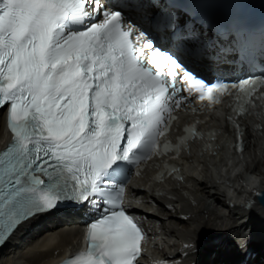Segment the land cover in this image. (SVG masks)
<instances>
[{
	"label": "snow or ice",
	"instance_id": "obj_1",
	"mask_svg": "<svg viewBox=\"0 0 264 264\" xmlns=\"http://www.w3.org/2000/svg\"><path fill=\"white\" fill-rule=\"evenodd\" d=\"M151 6L155 29L196 40L194 12L181 23L175 10ZM125 16L104 0H0V109L12 133L0 150V244L22 222L72 204L94 219L87 250L66 264H140L147 237L124 206L127 166L199 135L189 127L179 145H161L174 113L197 100L212 105L237 88L229 123L250 114L264 77L206 81L189 67L202 46L168 54ZM235 127L243 150L245 130Z\"/></svg>",
	"mask_w": 264,
	"mask_h": 264
},
{
	"label": "bare ground",
	"instance_id": "obj_2",
	"mask_svg": "<svg viewBox=\"0 0 264 264\" xmlns=\"http://www.w3.org/2000/svg\"><path fill=\"white\" fill-rule=\"evenodd\" d=\"M224 98L179 109L170 136L176 138L188 123L201 134L174 156L149 159L128 185L132 196L142 200L137 211L146 216L145 258H164L168 264H264V207L257 199L264 190L262 97L239 119L245 130V149L239 154L233 153V130L224 116L231 106ZM5 126L1 109L0 148L9 141ZM211 128L213 139L207 136ZM171 161L180 167L182 179L157 176ZM75 216L64 220L51 212L24 222L0 249V264H54L80 244L81 225L71 221Z\"/></svg>",
	"mask_w": 264,
	"mask_h": 264
},
{
	"label": "water",
	"instance_id": "obj_3",
	"mask_svg": "<svg viewBox=\"0 0 264 264\" xmlns=\"http://www.w3.org/2000/svg\"><path fill=\"white\" fill-rule=\"evenodd\" d=\"M258 199L260 201V203L264 206V190L260 191L258 194Z\"/></svg>",
	"mask_w": 264,
	"mask_h": 264
}]
</instances>
